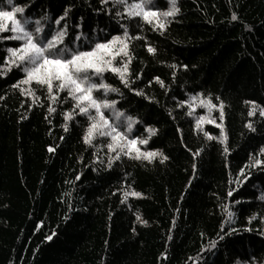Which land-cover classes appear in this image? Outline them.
<instances>
[{
	"label": "trees",
	"instance_id": "1",
	"mask_svg": "<svg viewBox=\"0 0 264 264\" xmlns=\"http://www.w3.org/2000/svg\"><path fill=\"white\" fill-rule=\"evenodd\" d=\"M17 5H28L24 15L33 21L45 12L54 21L65 7L70 8L69 36L74 39L79 31L88 38L76 41L80 50H86L92 38L102 41L122 35L117 21L129 27L130 37H140L129 42L133 60L128 75L133 77L132 86L151 99L129 91L111 72L104 74L105 82L120 92L104 98L116 100L115 110L136 118V137H147L146 127L156 128L148 143L138 147L142 151L159 149L169 159L163 164L153 159L149 164L122 157L109 169L108 157L114 153H108L107 141L97 138L86 145L82 140L86 118L74 116L67 122V132L61 127L62 113L71 109V102L52 103L56 111L48 114L45 90H37L41 99L33 103L19 89L11 88L22 73L13 69L0 77V96H4L0 100V264L264 260V237L258 234L264 228L259 221L264 216V202L256 199L264 194V170L252 168L249 160V154L255 157L264 146V118L258 109L249 117L253 105L244 103L254 101L264 108V0H178L180 11L168 18L163 32L153 31L139 18L116 17L112 0L107 4L100 0H14L12 6ZM156 6L160 10L168 7L166 0H158ZM10 7L0 0V10ZM233 13L238 20L230 19ZM50 22L42 21L46 26ZM76 22L80 29H74ZM64 26L63 21L52 24ZM10 35V31L0 32V37ZM65 40L73 46L71 39ZM145 44L156 51L149 54ZM17 45V41L0 39V64L8 55L7 48ZM135 73H140L139 80ZM154 76L164 87L152 80ZM196 93L200 97L190 100ZM217 96L226 105L228 140L224 146L194 131L195 120L205 115L200 100L208 97L217 103ZM184 100L196 105L190 116L186 115L188 105L176 107ZM106 116L111 123L113 113ZM212 116L219 123L218 111ZM249 122L255 131L244 127ZM203 128L210 135H219L213 124L204 123ZM50 146L54 152L47 150ZM225 146L229 152L222 155ZM197 149L202 150L201 155L194 159L192 153ZM242 166H246L245 173L237 176ZM248 172L251 176L240 184ZM231 188L237 191L227 197ZM128 191L141 195L125 200L123 193ZM224 204L235 213L231 224L225 223V230L231 227L236 233L211 248L210 242L217 239L225 220ZM254 212L257 219L249 224L246 217ZM135 214L147 223L134 222ZM245 227L253 230L246 232ZM53 232L52 240H45Z\"/></svg>",
	"mask_w": 264,
	"mask_h": 264
},
{
	"label": "snow or ice",
	"instance_id": "2",
	"mask_svg": "<svg viewBox=\"0 0 264 264\" xmlns=\"http://www.w3.org/2000/svg\"><path fill=\"white\" fill-rule=\"evenodd\" d=\"M157 2L158 0H112L113 7L116 9V17H126L130 21L139 18L144 23L151 25L153 31L159 30L163 32L169 23L168 18L175 17L180 9L177 6L178 0H166L168 5L166 10L158 9L156 6ZM3 3L11 7L10 10H0V32L10 31L12 35L3 36L0 39L17 41L18 45L7 48L8 55L3 57V64H0V69H3V71H0V77L10 73L13 69L23 74L20 79L11 85V88L19 89L20 95L32 98L33 103L41 99V96L36 94L37 90H45L43 98L49 101L48 114L56 111L51 106L52 103L63 104L65 101L71 102V109L62 113L64 123L61 127L67 132V122L73 119L74 116L86 118L87 126L82 140L86 145H92L93 141L97 138H104L107 141L104 146L107 148L108 153H114V155H109L108 157L106 167L109 169L112 168L113 161H119L122 157L140 162L147 161L149 164L152 163L153 159H159L162 164L169 159L159 149L142 151L138 147V145L148 143V138L157 133L156 128L146 127L145 132L148 133V136L143 138L136 137L133 132V125L138 123L136 118L125 116L124 113L115 110L116 100L104 98L108 93L120 92L117 87L105 82L104 74L111 72L119 78L120 83L125 88H128L129 91L134 92L137 96H143L145 99H151L145 96L142 90H137L132 86L133 77L128 75L130 71L129 64L133 60V56L129 50V42L132 39H139V36L130 37L129 27L117 21L119 29L123 30L122 35H111L110 38L105 37L102 41L92 38L85 45L86 50H80V47L76 45V41H81L82 38L87 40L88 38L83 36L79 31L76 32L74 39L69 36L67 18L71 12L70 8L65 7L63 13L55 17L54 21L51 20L48 12H45L33 21L31 17L24 15L28 5L12 6L14 0H3ZM100 3L107 4L108 0H100ZM230 19L236 21L238 20V16L233 13ZM42 21L51 22L46 26ZM62 21L65 23L64 27H52L53 23L59 25ZM73 27L74 29H80L81 24L76 22L73 24ZM66 37L72 40L73 46H69L65 40ZM145 48L149 54H153L156 51L154 47L148 44H145ZM182 67L186 68L187 66L183 65ZM134 78L139 80L140 73H135ZM152 80H155L161 87H164L163 81L159 77L154 76ZM152 80L148 81V83L151 84ZM23 85H28V87L25 88ZM63 93H66V95H62ZM200 95V93H196V96L189 99L195 101ZM3 99L4 96H0V100ZM215 100L217 103H213L208 97L200 100L199 107L205 109V115H201L195 120L194 131L199 130L203 132L205 140H218L220 145L224 146L228 140L225 129L226 105L219 96ZM244 103L253 105L248 110L247 114L249 117L253 116L254 112L258 109L259 116L264 118V108L256 105L254 101H245ZM184 105L189 106V111L186 115H192L196 105L190 104L189 100H184L178 102L176 107L180 108ZM28 108L31 110L32 104H29ZM75 110H78V112ZM104 110H111L115 118L123 117V120L117 123L116 119H113L110 123ZM214 110L219 113V123L212 116ZM25 118L22 117V119ZM45 119H48V116ZM204 123L213 124L217 127L219 135L213 136L205 131L203 128ZM244 127L249 131H255L250 122L245 123ZM176 131L179 133L181 129L178 127ZM61 139L63 140L64 137H61ZM181 143L183 144V141ZM47 150L54 152L55 148L50 146ZM187 150L191 151V149ZM201 151V149H197L193 152V158L195 159L201 155ZM228 152L229 149L225 146L221 154L226 155ZM262 156H264V146L259 149L255 157L249 154L250 166L252 168L260 166L261 170H264V159L261 158ZM246 166L239 168L237 176L245 173ZM195 167L196 165L193 164L194 169ZM225 167L227 168L228 165L226 164ZM250 176L251 172L243 175L239 183L243 184ZM79 178V175H77L76 179L78 180ZM236 191V188L229 189L227 197H232ZM140 195L141 193L136 191L123 193L125 200L129 196L139 197ZM256 199L264 202V194L257 196ZM123 202L124 200L121 201V203ZM233 203L238 204L240 201L234 200ZM228 207V204L223 205L225 220L221 221V229L217 234V239L210 242L211 248H216L218 241H222L225 237L236 233V229L231 227L225 230V223L230 225L235 216V213L228 210ZM256 219L257 214L255 212L246 217L249 224ZM259 221L261 224H264V216H259ZM134 222L141 225L147 223L139 214H135ZM39 226L37 224V227ZM243 230L250 232L253 229L245 227ZM55 234L53 232L51 235H46L45 240H52ZM258 234L264 237V228H261ZM203 250L202 247L201 251ZM161 256H165V254L161 253ZM233 264H264V260L257 261L253 258L249 261L248 259L241 260L237 258Z\"/></svg>",
	"mask_w": 264,
	"mask_h": 264
},
{
	"label": "rangeland",
	"instance_id": "3",
	"mask_svg": "<svg viewBox=\"0 0 264 264\" xmlns=\"http://www.w3.org/2000/svg\"><path fill=\"white\" fill-rule=\"evenodd\" d=\"M104 111H105L106 113H112L111 110H109V112H108L107 110H104ZM108 115H109V114H108ZM109 119H110V117H109ZM113 119H116V121H117V123H118L119 119H122V120H123V117H121V118H115L114 115H113V116H112V120H113ZM122 120H121V121H122Z\"/></svg>",
	"mask_w": 264,
	"mask_h": 264
}]
</instances>
